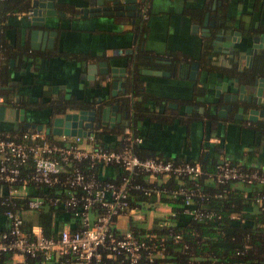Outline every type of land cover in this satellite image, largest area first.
Listing matches in <instances>:
<instances>
[{
	"label": "crops",
	"instance_id": "crops-1",
	"mask_svg": "<svg viewBox=\"0 0 264 264\" xmlns=\"http://www.w3.org/2000/svg\"><path fill=\"white\" fill-rule=\"evenodd\" d=\"M236 1L225 6V13L217 10L225 4L220 0H145L147 19L137 28L134 27L135 24L120 25L117 18L80 17L79 13L61 3L59 9L65 12L64 17L57 15L51 24L54 27L48 28L57 32L53 37L52 47L38 46L33 50L30 49L31 31L43 28L30 24L28 10H12L4 16L0 11V38L11 50L15 51L23 46L28 51L27 58L7 55V60L5 49L0 53V64L5 60L8 64L10 80L5 87L16 93L14 100L19 99L18 102L15 100L16 107L26 108L27 119L39 122L46 115L58 114L53 111L49 113L50 105L68 99L80 102L82 100L79 99L86 95L94 99L109 92V83L105 87L100 86L103 76L97 74L94 80L87 78L86 63L107 62L109 67H123L127 76L132 69L129 61L134 56H144L146 64L140 68V74L134 77V85L130 80H123L122 87L126 88L129 96L125 102L129 105L126 110L120 105V112L127 111L129 115L127 118L122 116L121 122L115 123L114 127H105L109 134L104 146L119 149L120 135L125 127L132 125L137 134L144 138L143 144L138 148L145 153L179 162L204 161L214 164L228 160L264 170V135L259 131L258 124L261 121L251 122L250 125L246 115L242 124L223 119L210 121L206 116V100L214 93V87L220 84L216 76L217 68H221L220 65L229 66V56L225 55L223 58V53L215 50L212 40L203 34L205 13H208V26L216 19H221L231 24L228 26L230 30L241 33L238 35H242L243 42L235 44V49L230 46L231 54L236 56L233 61L238 66L244 63L238 51L252 53L254 42H251L244 31L261 17L262 9L253 11L251 0H243L245 3ZM1 2L0 0V9ZM198 11L203 13L202 16L201 13L197 15ZM195 25L198 29L194 28ZM230 30L227 33L229 43L232 33ZM255 37L259 49L264 50V35ZM36 42L41 44L40 39ZM119 51L121 54H118ZM143 68L165 71L166 74H142ZM191 70L193 79L189 77ZM232 78L224 75L222 80L231 81ZM228 83L227 90L235 91L236 83ZM123 96L118 91L114 99L123 100ZM137 102H143L150 114L142 112L136 116L134 106ZM3 105L6 108L0 119V128L10 131L17 129L18 124L23 125L22 122L16 124L17 122L10 120L13 117L10 109L14 106L1 101L0 106ZM203 106L201 112L199 109ZM135 117L136 122L133 121ZM102 129H94L93 132ZM51 139L61 140L57 135H52ZM86 143L88 141L83 146ZM96 172L102 178L116 179L120 169L98 165ZM165 178L167 180L168 177ZM153 210L154 208H145L147 227H151L156 218H164L169 213V210H164L168 213H161L159 216ZM54 217L52 215L55 223ZM65 223L63 220L61 224ZM127 223L126 218L118 220L121 228H125ZM23 261L13 255L9 260L11 264H22Z\"/></svg>",
	"mask_w": 264,
	"mask_h": 264
},
{
	"label": "built area",
	"instance_id": "built-area-1",
	"mask_svg": "<svg viewBox=\"0 0 264 264\" xmlns=\"http://www.w3.org/2000/svg\"><path fill=\"white\" fill-rule=\"evenodd\" d=\"M140 11L145 17L144 5ZM60 138L53 141L43 130L34 128L26 129L19 139L3 137L0 133V182L7 184L8 194L26 198L29 213L47 206L73 211L72 221L63 224L55 235L47 236L38 224L25 232L23 217L18 211L6 210L9 227L0 230V252H9L23 260L41 258L43 264H153L162 250H156L155 243L151 242L153 233L142 232L141 228L135 232L134 224L143 223L146 230L150 227H147L142 207L130 204V193L139 191L149 196L158 192L152 184L159 176L188 178V184L162 191L173 197L181 196L184 199L182 212L191 218L212 217L211 212L193 207L195 200L203 201L207 197L200 180L204 174L200 162L140 157L135 149L143 144L144 138L130 126L120 135L119 149L94 146L93 132L85 137L61 135ZM85 141L88 143L83 146ZM27 161L32 163V170L20 177L19 166ZM81 161H86L91 170L100 164L117 167L124 174L118 180H104L79 168L65 172L64 165ZM136 176H142L146 184L135 181ZM207 177L218 185L236 180L264 184L263 169L244 168L228 160L217 162ZM16 184L19 187H15ZM28 184L57 186L66 194L26 197ZM263 198L260 195L257 202L261 203ZM122 218L128 221L125 228L118 224ZM161 223L167 225V221L161 220Z\"/></svg>",
	"mask_w": 264,
	"mask_h": 264
},
{
	"label": "trees",
	"instance_id": "trees-1",
	"mask_svg": "<svg viewBox=\"0 0 264 264\" xmlns=\"http://www.w3.org/2000/svg\"><path fill=\"white\" fill-rule=\"evenodd\" d=\"M1 1L0 11L3 16L12 10L27 11L29 8V0ZM220 1L225 4L221 5L223 8L220 9V7H218L217 10H223V12H225V6L233 0ZM238 2L245 3L243 0H237L236 3ZM250 6L253 11L262 9V13L261 17L254 20L253 26L249 27L244 32L248 36H263L264 0H251ZM193 12L195 13V11ZM200 13L201 11H198L197 15ZM202 14L203 13L200 15L202 16ZM139 19L140 17L136 19V25ZM239 28L243 29V27ZM3 49H5L4 55H9V57L15 55L25 56V58L28 57L27 48L19 46L15 51L11 50L9 45L0 38L1 54ZM142 57L143 56L139 55L132 58L136 60L130 70V75L133 77L131 80L132 86L134 85V77L136 78L138 74H140V68L146 64ZM7 58L8 56L6 60ZM6 60L3 64H0V96L4 104L17 106L14 100L16 93L13 89L5 87L10 80ZM131 60L129 62H131ZM141 62H143V64ZM148 63H150V61ZM238 73L239 68L235 62L234 66L227 70V74L231 77L233 74L237 75ZM240 75L246 77L245 79L253 78L258 75L264 76V50L254 56L252 67L245 69ZM81 102L82 101L77 102L76 99L57 102L55 105H50L51 110L49 113L52 111L54 113H62L66 109L76 108ZM134 109L136 110V116L142 112L146 114L149 113L148 108L143 102H137ZM136 120V117L133 118V121L136 122ZM258 124L259 131L264 135V122H259ZM128 126L132 127V125ZM26 129L28 128L8 131L0 128V133L3 137L7 136L19 139ZM108 134V131H105V129L93 132L94 146H104V141L107 139ZM47 137L51 139L52 135H47ZM138 147H136L135 151L142 158L146 156L159 157L145 153L144 150ZM174 161L179 162L178 160ZM215 164L216 163L208 164L204 161L201 163L204 174L201 176L200 180L202 182V189L205 191L207 197L203 201L195 200L193 204V207L211 212L213 214L211 218L203 220L191 218L189 215L182 212L184 199L181 196L173 197L170 193L162 191L164 189H175L180 185L188 184L189 179L185 177L179 178L170 176L167 180H164L165 176H159L152 184L155 185L158 192H153L149 196H144L139 191H132L130 193V204H139L143 210H145L146 207L150 209L155 208L160 204H164L170 208L168 215H166L165 218H156L149 230H146V226L143 223L134 224L136 233L138 228H141L140 230L142 232L147 231V233H153L154 238L151 242L155 243L156 250H162V255L155 258L153 264H264V198L261 203L257 202L260 195L264 196V184H259L257 182L247 184L236 180L218 185L207 177V173L213 171ZM88 166L86 161H81L73 162L66 166L64 165V169L65 172H67L74 168H79L83 172H93L97 175L96 169L98 165L93 170L89 169ZM243 167L249 168L248 165L245 164H243ZM31 170L32 163L30 161H27L24 165H20V177H23V175L29 173ZM122 173L123 171L120 169L118 178ZM62 175H64V173ZM97 176L100 177L99 175ZM100 178L104 180H118V178ZM134 178L135 181L146 184L142 176H136ZM15 187H19V185L16 184ZM7 191V184L0 182V230H7L9 227V220L4 214L8 209L18 211L23 217L22 228L25 232H28L33 224H38L42 227L44 234L47 236L55 235V232L62 228L61 223L63 220L67 223L73 219V211L61 208L53 209L51 206L44 207L38 212L27 213L25 204L27 199L10 196ZM77 192L79 193V191ZM43 193L48 196H55L58 194H66V191L57 186L27 185L26 197ZM53 214L56 217L54 224H52ZM161 220L167 221V225L162 224ZM76 225L77 222L75 223V226ZM176 236H179V238H176ZM11 256L12 254L9 252H0V264H11L9 262ZM22 264H43V260L41 258H26Z\"/></svg>",
	"mask_w": 264,
	"mask_h": 264
},
{
	"label": "water",
	"instance_id": "water-1",
	"mask_svg": "<svg viewBox=\"0 0 264 264\" xmlns=\"http://www.w3.org/2000/svg\"><path fill=\"white\" fill-rule=\"evenodd\" d=\"M145 0H29V8L27 11L29 22L33 26H39L43 29H34L31 31V43L30 49H37L39 47L45 48L52 47L53 37L57 35L54 29H48L54 27L53 20L57 18V15L64 17L65 12L59 9V4L63 3L72 9L73 12L79 13L80 17H105L116 18L119 20L120 25L135 24L136 19L140 16V4ZM75 13V14H76ZM208 24V13H205L203 21V34L210 35ZM211 25H214L212 23ZM135 28L138 25H134ZM194 28L198 29L195 25ZM240 34L238 32H233ZM224 35L222 30L221 37ZM40 39L39 45L36 40ZM253 41H257V38H253ZM222 40L220 41V43ZM215 46V50L229 55L230 46L222 47L217 45V42L212 43ZM39 46V47H38ZM252 55L244 53L242 50L238 51L242 59L251 58V56L257 53V45H252ZM118 54H121L119 51ZM142 59H145L143 56ZM135 58L131 60L133 67ZM13 62L11 59L10 63ZM143 64V62H141ZM197 64V63H195ZM197 66V65H196ZM87 78L94 80L96 75L103 76L100 81V86L105 87L109 83L110 90L107 94L100 95L96 100L91 99L86 95L81 104L76 108H70L72 111L68 112L67 109L62 113L56 115H48L41 122L29 121L26 117V108L11 107L10 113L13 117L10 118L13 122L23 123L20 128H34L37 130H43L48 135H65V136H87L93 132L94 129H101L102 126L110 125L114 126L115 123H120L122 116L127 118L128 112H120L121 106L126 110L129 103L126 88L122 87L123 80H132L130 72L126 75L125 68L121 67H109L107 62L86 63L85 64ZM194 65H191L193 70ZM190 71L189 77L193 79V71ZM142 74L153 75H165V71L141 69ZM111 77V81H109ZM230 85L232 81H229ZM236 83L235 91H228L227 81L222 82L221 85H216L214 93L206 100L207 112L210 115H217L219 118L226 117L228 111H234L235 114L231 118V121H239L246 115L248 121L251 122H264V77L255 76L253 78H247L244 82L236 77L234 79ZM118 91L122 92L123 100L114 99L117 97ZM206 94V93H205ZM203 100V97L201 98ZM18 102V98L15 99ZM219 103L221 106L219 107ZM90 105V108L87 106ZM121 105V106H120ZM5 106H0V119L5 112ZM204 106L200 107V111L203 112ZM236 110V111H235Z\"/></svg>",
	"mask_w": 264,
	"mask_h": 264
},
{
	"label": "flooded vegetation",
	"instance_id": "flooded-vegetation-1",
	"mask_svg": "<svg viewBox=\"0 0 264 264\" xmlns=\"http://www.w3.org/2000/svg\"><path fill=\"white\" fill-rule=\"evenodd\" d=\"M145 6L146 7V5L143 3H141L140 4V7L141 6ZM146 10H147V12L146 13H148V9H147V7H146ZM141 12V11H140ZM140 19L138 20V23H137V25L139 26V25H141V24H143V21H145L146 19H147V15L144 17L143 15H142V13H140ZM203 19H204V17H203ZM204 21V20H203ZM231 24H228V23H226V22H223L221 19H216V21L214 22V25H210L209 24V26L207 25V27L209 28L208 30H209V32H210V35H206L207 37H209L211 40H212V43L215 41V42H217V45H220V46H222V47H226V46H231V48L232 49H235V44H237L238 45V43H240V42H243V39H241V38H243L242 37V35L240 36V35H238V34H235V35H233L234 33L233 32H238V33H240L238 30H232V33L229 35L230 36V42L231 43H229V41L227 40L228 39V34L227 33H229V27L228 26H230ZM203 28V27H202ZM222 30H224V35H223V37H221V34H222ZM231 30H230V32H231ZM241 34V33H240ZM238 36H240V37H238ZM248 36V35H247ZM249 38L251 39V42H254L253 41V38H255V36H253V35H251V36H249ZM222 40V42L220 43V41ZM253 44H256V41L253 43ZM252 44V45H253ZM226 45V46H225ZM257 45V44H256ZM253 48H251V50H252ZM230 52H229V60H228V62H229V66H223V65H220V67L221 68H217V74H216V76H218L217 77V79L220 81V84H218V85H221L222 84V82H224L222 79L224 78V75L225 76H229L228 74H227V70H229L232 66H234V62H236V61H233V59H236V56L235 55H233V54H231L232 52V50H229ZM262 51V49H259V46L257 45V53L256 54H258L259 52H261ZM231 54V55H230ZM255 54V55H256ZM225 55H227V54H225ZM248 55V54H247ZM250 55H252V53L250 54ZM255 55H253V56H251V58H246V59H243V61H244V63L242 64V66H238V68H239V73L236 75V74H233V76H231V77H233L232 79H231V81L233 82L234 81V79L237 77L239 80H240V82L242 83V82H244V80H246L245 78L246 77H242L241 75H240V73L241 72H244V70L245 69H247V68H251L252 67V64H253V59H254V56ZM220 57H222V55L220 56ZM227 74V75H226ZM258 77H264L263 75H258ZM230 81V80H229ZM228 80H227V82H229ZM97 98H94V100H96ZM221 106V103H219V107ZM88 108H90V105H88L87 106ZM207 107V105H205V108ZM207 110V109H206ZM236 111V110H235ZM206 116H208V119L210 120V121H215L216 119H223V120H231V118L233 117V115L235 114V112L232 110V111H228L227 112V115H226V117H222V118H219L216 114L215 115H210L209 113H207L206 112ZM39 117V116H38ZM47 117H49L48 115H46L45 116V118H47ZM245 117V116H244ZM243 117V118H244ZM187 119V117L185 118V120ZM42 120V119H41ZM45 120V119H44ZM44 120H42V121H44ZM243 119H241V120H239L238 122L240 123V124H242L243 122ZM34 122V121H33ZM39 122H41V121H39ZM248 124H250L251 125V121H248L247 122ZM22 125H20V124H18V126H17V128H20ZM110 125H105V126H102L101 127V129L102 128H104L105 129V127H109ZM114 127V126H113ZM99 130V129H98ZM103 130V129H102Z\"/></svg>",
	"mask_w": 264,
	"mask_h": 264
},
{
	"label": "rangeland",
	"instance_id": "rangeland-1",
	"mask_svg": "<svg viewBox=\"0 0 264 264\" xmlns=\"http://www.w3.org/2000/svg\"><path fill=\"white\" fill-rule=\"evenodd\" d=\"M164 210H169V209H168V207L166 205L160 204V205H158V206H156L154 208L153 213L154 214H159V216H160L161 213L162 214H167L168 212L164 211ZM142 213H145V210H142ZM161 217H162V215H161Z\"/></svg>",
	"mask_w": 264,
	"mask_h": 264
}]
</instances>
